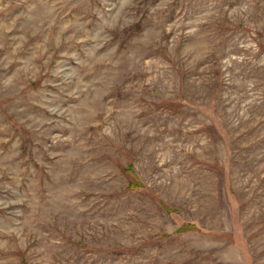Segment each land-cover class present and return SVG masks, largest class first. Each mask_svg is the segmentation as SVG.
I'll list each match as a JSON object with an SVG mask.
<instances>
[{"label":"rangeland","instance_id":"rangeland-1","mask_svg":"<svg viewBox=\"0 0 264 264\" xmlns=\"http://www.w3.org/2000/svg\"><path fill=\"white\" fill-rule=\"evenodd\" d=\"M0 264H264V0H0Z\"/></svg>","mask_w":264,"mask_h":264}]
</instances>
